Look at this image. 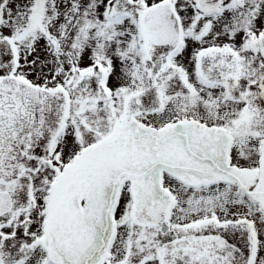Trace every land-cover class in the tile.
<instances>
[{"label":"snow or ice","instance_id":"obj_1","mask_svg":"<svg viewBox=\"0 0 264 264\" xmlns=\"http://www.w3.org/2000/svg\"><path fill=\"white\" fill-rule=\"evenodd\" d=\"M0 264H264V0H0Z\"/></svg>","mask_w":264,"mask_h":264}]
</instances>
